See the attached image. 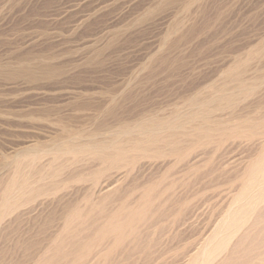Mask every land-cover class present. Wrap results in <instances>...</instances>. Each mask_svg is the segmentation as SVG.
Here are the masks:
<instances>
[{
  "label": "rangeland",
  "instance_id": "374dc122",
  "mask_svg": "<svg viewBox=\"0 0 264 264\" xmlns=\"http://www.w3.org/2000/svg\"><path fill=\"white\" fill-rule=\"evenodd\" d=\"M259 161L264 0H0V264H189Z\"/></svg>",
  "mask_w": 264,
  "mask_h": 264
},
{
  "label": "bare ground",
  "instance_id": "6f19581e",
  "mask_svg": "<svg viewBox=\"0 0 264 264\" xmlns=\"http://www.w3.org/2000/svg\"><path fill=\"white\" fill-rule=\"evenodd\" d=\"M263 168L264 165L260 164L259 161L256 165H254L252 172H254L255 170L257 172L263 171ZM251 179L253 181L254 177H252ZM263 180L259 181V183L263 182ZM241 199L242 197H239L236 202ZM258 200H261L262 202L264 200V196L257 197L255 195H251L246 198L243 207H240L236 210H234V207L230 209L227 212L225 218L221 221V224H219V227L217 228L216 232L213 234L214 236L204 245V247L201 249L200 254L197 255L196 260L190 262L189 264H210L212 262H210L212 258L215 260V258L221 257L223 251L225 250L224 247H227V242L230 239L231 233L236 232L240 229L238 227L240 224H243V215L248 214L252 204Z\"/></svg>",
  "mask_w": 264,
  "mask_h": 264
}]
</instances>
